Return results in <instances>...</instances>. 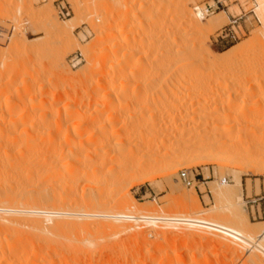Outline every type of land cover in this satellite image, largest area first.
I'll list each match as a JSON object with an SVG mask.
<instances>
[{
	"label": "rangeland",
	"instance_id": "1",
	"mask_svg": "<svg viewBox=\"0 0 264 264\" xmlns=\"http://www.w3.org/2000/svg\"><path fill=\"white\" fill-rule=\"evenodd\" d=\"M55 1L56 0H0V49H2V51H6L7 48L10 46V44L14 41V39L22 40V38H24L25 44L31 46L29 48L30 50L28 49L27 52L28 55L27 54L26 56L25 54H23L24 56L22 54L20 55L22 56V58L23 57L25 59L27 58L26 60L24 59V61L20 56L19 59L18 55L17 56L9 55L10 58L7 55L6 57H8L9 61L7 58H4V61L2 58V60L0 61V92H1L0 93V207L3 208L15 207L16 209H20L21 207L24 208L25 205L27 204L26 202L28 201V199L31 200L33 199L32 197L36 198V196L37 197L40 196L41 204H39V207L38 205H36L38 208H34L32 205L31 207L32 209H37V210L39 209L44 211L60 212V213L64 212L71 214L92 213V214L116 215V214H129L131 213L130 211H132L133 209L135 210L140 208V210L143 211L142 213H144V215L146 214L145 217H147V219L149 220L148 222L132 223L137 225V232L141 235L140 236L141 239L139 238L140 240L132 239L130 235L124 234L118 237L115 236V238L113 237L109 240H106L105 242L101 241V248L103 247L104 250L103 252L101 251V255L103 253V256H100V258L102 259V262L103 259L109 260L111 258L112 260H110L109 263H111V261L113 263L114 262L113 259H115L117 263L124 261L122 263L132 264L134 262L133 261L134 259L136 261L138 257L147 255L148 253L152 254V252L154 251L156 253V254L154 253V255H156L158 261L161 260L160 256L162 257L164 255V254H160V252L166 253V255H164L165 258L166 257L170 258L175 253L179 252L182 249L181 246L183 247L186 244L185 241H187L184 239L185 243L182 242L184 244L180 243L182 240H180L179 243L178 242L176 243L177 241L176 236L179 235L178 233L181 232L183 226L172 223V220L175 219L199 220L200 218L203 217L205 218L208 216L209 220L213 223H217V224L236 223V225H239L241 227L246 226L245 224L247 221L249 223L248 224L249 226L247 225L248 227L247 228L245 227V229H248L249 232H251L254 235H257V233L259 234V232L262 229H264V166H263L264 161L262 162V165L255 164L256 170L254 172L255 168L253 165L250 164H244L241 166H237V165L232 166L228 163V166L226 168L224 167L221 168L217 165V162L220 160L219 159L220 157L216 155L198 156L197 154H192L188 156L189 158L187 157L186 159L178 161L173 165L165 166L163 164L164 162L163 159L168 158L166 156L167 150H165L168 146L166 147L164 146L165 149L163 146H161L163 148H161L160 146L158 147L156 146L157 149L154 150L150 145L148 146L150 140L152 139V134L150 135V132H152L151 124H155L160 121V118L157 117H159L161 113L162 116H164L162 110L160 109L158 111L160 114H158L157 112L158 109L155 110V106L157 105L156 102H158L156 99L158 100L160 99L161 101H163V103L165 102L164 100H162V98L164 97L162 93H164L165 95L164 90H167L166 86L168 85L165 84L164 86L162 85V83L164 80L163 79L164 72L165 71L169 72V66L167 64L168 63L167 60L168 58H170V55H172V53L177 52L180 48L181 49L179 51L182 52V53L180 52L181 55L190 54L192 55V57L191 56L189 57L191 58L194 57L193 58L194 60L192 61L191 59V62L196 61L197 63L198 60L200 62L199 54L203 51L210 50L213 53V55L216 57L219 58L222 56L225 57L224 59H226L228 62L225 61L224 64H226V66L228 65L227 67L230 68V72H228L227 74L218 72L219 75L217 74L216 71H215L216 74L214 72L204 71L206 72V74L208 73L207 75L210 74V76H212L211 74L213 73L214 75L220 76L221 85L219 83H215V84L204 83L202 84L204 86H200V84L196 80H192L193 82L191 81L192 83L188 84V87L190 88L189 91H191L190 92L191 95L189 96L190 99H187V101L190 102V104H188L187 102L186 105L188 104L187 105L188 107L190 105L189 109L191 108L194 110L195 107L196 109L198 108L197 110L195 109L196 111L194 110L193 112H191V114H193L194 117L196 115V117L192 118L193 115H190L192 116L191 117L192 119L191 118L189 119L190 116H188L187 119V123L189 122L188 123L189 126H193L194 128L196 127L195 129H193L195 134L200 133L201 136L199 135L198 137L200 139L203 137L204 143L207 142L214 143L216 139L219 138L217 134L215 136L214 135L215 133L213 132L214 133L213 134L211 132L212 129L210 128L212 126L211 124L212 122L210 123L211 118L209 117L210 116L209 114H211L210 112H212L211 109H213V107L216 104H218V101L220 104L224 103V101L226 102L229 101L228 95H230L232 96V98L230 97L232 99V104L233 101L235 105H237L238 103L240 104L241 103L239 102L240 100H245V102L247 101L246 103L248 106L246 105L243 108V111L244 112L246 111L244 113L245 115L247 114V112L253 114L257 113V115L252 114L251 117H246V116L245 118L241 117L239 118L240 120L239 119H237L238 121L236 120L237 123L235 122L234 118H232L231 121L234 122L231 123L236 124V126L234 127V130H230V131H232L233 133L236 132L237 135L239 134L238 137L240 136L239 131L241 130V128H242L241 130L242 132L241 131L240 132L241 133L245 132V135L243 133V138H241V136L240 139L237 137L240 142L235 141L236 143L237 142L239 143V144L237 143V145L235 146L238 147L240 145L244 147L242 144L246 146L248 143L249 145L254 147L256 143L257 145H259L258 141L260 142L261 140H263L262 136H260L261 138L259 137L260 139L257 138L258 141H256L257 139L253 140L252 138H249L252 137L249 136L252 134L249 133L250 131L248 132L245 131L244 128L256 127L258 129H262L261 128L262 126L260 127L261 124L257 123L259 120H257L256 118L258 117V115L264 117V92H263L264 88L262 89V91H258L259 92V93L257 92L258 94L256 92L255 93L253 92L255 95L257 94L256 96L254 94H253L254 96H250L249 94H245L246 91L241 90L240 93V91L237 89L236 86L237 84L235 83L238 82L239 86H244L245 84L247 85L251 83V81H253V83L255 82L256 84H258V82L261 79L254 76L253 73L255 71H258V69L260 68L262 72V69L264 67V37L261 35L262 25L260 23L259 17L256 16V14L254 13V8H253L254 0H66L71 4L73 13L70 15V17H67L65 19L58 16V9ZM194 7H198L205 12V18L202 21H199L192 17ZM189 10L192 11L190 12ZM190 13H192V15H190ZM69 20H71V22H68ZM128 24L131 25V28L128 26ZM68 25H74V28L72 29L71 34L69 35L70 37H68L63 41H60V37L57 36L56 32L57 30H63L65 27L67 28ZM124 25L125 27L128 26L130 28L129 29L130 31L133 29L132 32L130 31L126 32L125 30L124 33L122 32L124 35L116 33V35L112 36V40H111L112 43H114L113 42L114 40L119 41L121 38H123V36L126 35L125 33L127 34L131 33L130 35L133 34L132 36L134 35L135 36L138 35V36L135 39L132 38L133 40H135L133 42L130 38L131 41H129V43L130 44L132 43L131 45L128 43L126 45H123L124 47L121 46L120 50L118 49V52L116 53L117 57L115 56L116 57L115 60H114L115 57H113L112 59L107 60L106 63H104L101 67H99L100 55H101L100 53L95 52L93 54H90L89 57L88 56L86 57V55H84L83 52L89 49L94 43L98 42L101 36L103 35H104L103 37L107 36L106 33L108 34V31H111L110 30L111 28L114 31L115 29H118V27L120 28ZM142 34L143 36L146 35L145 39L142 38L143 37ZM117 35H120V39L118 38ZM139 36H141L140 37V39L142 38L141 40L139 39ZM158 44L163 45L162 47L165 48L162 49V52L166 53V55L162 58L159 57L161 56L160 55L161 52H159L161 50V49L159 50L161 46H158ZM129 47L130 48L134 47L136 50L137 47H139V51L137 50L138 52H136V50L132 48V50H134L135 52H133V55L132 54L126 55V57H128L129 55L131 57L127 58L126 62L122 63V61H125V58L122 57L123 54L122 52L125 53L132 52V50ZM188 47H190V49ZM129 49L131 51H129ZM191 49H193V51ZM182 50L185 52V54ZM156 51L157 53H155ZM167 54L169 57L165 58ZM139 56L144 57L143 59L141 57L142 61L140 60ZM86 58H89V60ZM119 58L121 59L119 60ZM157 58L159 60L164 59L167 62L166 63L167 66L164 64L167 67L164 68V72H162L163 69H158L161 64V61H158ZM136 59L138 60V62ZM20 60L21 62L23 61V64L27 69L26 74L30 76H32L33 74V76L31 77L33 78L32 79L33 83L32 82L30 83V81L29 83L33 84V87L31 86V88L33 89L31 90L35 91V92L33 91L34 94L36 95L39 94L38 93L39 90H37L39 86L38 84L40 83L42 84L44 82L43 84L47 85L46 86L47 88H45L44 90L45 92L43 93L44 98L46 97V99H48L49 97L52 96H53L52 98H54L55 93H57L58 91L60 92L59 94L62 96L61 98H59L60 97L59 96L58 97L59 99H57V101H55L54 99H53L54 101H52L51 98H49L48 99L49 101L48 100L47 101L50 102V104L47 102L48 105L46 103L44 105L45 107H43L44 109H42L41 108L42 106H40L39 107L40 111L41 109L43 110L42 114H40L41 112L39 111V109L36 112H34V114H36L35 116H37L38 111H39L38 114L43 115L42 119L39 116H37L39 117V119H37V117L35 116L33 117L34 114L31 116V118H29V119L35 118V121L33 122L36 123V126L29 119L28 121H30L32 124H30V122H28L29 123L28 124L27 121L15 123V124L14 122L8 121V119L14 115V114L12 115L10 112L13 109L14 110L12 113H16L18 110L20 111V109L23 108V104H24L23 103L24 101H22L23 100L22 97L25 95V93L23 92L24 88L23 89L21 88L22 85L24 84V83L22 84L21 82L22 78L19 77L20 79L19 81L17 77L16 78L17 83L15 81V78H13L15 82L10 78V72L13 71V69L15 70V67L19 63H21ZM57 61L59 62L62 61L70 70V72L72 73L70 74V76L72 75L71 82L73 83L68 84L67 82L68 80L66 81L67 77L65 78L64 76L58 74L56 67ZM112 63L113 65L114 64L117 65L116 67L114 65L115 69L111 67L112 65L110 66V64ZM137 63L140 66V67L138 66L140 69L137 68L136 65ZM151 66L153 67L155 66V67L153 68ZM155 69H158L157 73H153L156 71ZM36 71H40V73L38 72L37 75ZM158 71H160L159 74L162 72L159 75L160 77H157ZM247 72L250 73V75ZM77 73L79 75L80 74L81 75L84 74V75L82 77L79 76ZM154 74L155 75L157 74L155 78H154L155 76ZM165 74H164L165 77H167L168 73ZM76 76L77 77L79 76L80 80ZM99 77H101L102 79ZM253 77H256L257 79L254 80ZM105 78L107 79L109 78L108 80L111 81V84L106 85L107 88L103 85L104 83H102L106 81ZM144 78L146 79L148 78V79L146 80ZM100 80L103 81L99 82ZM12 83L14 84V86ZM215 85L217 86L216 88ZM160 86H162V88ZM155 87L156 89H154ZM159 87L160 90L164 88L162 93L157 92V90L159 91V89H157ZM211 87L215 88V93L213 92L214 89ZM99 89H101V91ZM89 91L90 92L93 91L91 92L92 96L94 95L93 97H95V95L97 97L102 94H107V92L110 94L112 93L113 95H115L114 98L112 99L113 100L112 103L115 101L116 104L118 103L117 105L121 104L119 103V100L121 99L120 101L122 102L121 106L124 107L125 112H127L125 113L123 110L122 117H125V120L128 119L125 122L126 123L128 122L127 123L128 126H131L129 127L130 131L123 133L124 136L119 135L115 138L111 137L110 139H107L103 135V133L100 130H98L99 121L103 120V118H105V116L108 113L112 112L114 109L113 108L114 106H112L111 103L112 108L111 106H107L105 110L103 109V111H101L103 113L100 116L102 119L99 118V121L96 120V123H94L93 121L89 125L88 131L86 132L87 134L86 133L81 134L76 138L77 140L76 139H74V141L70 140V143L68 142L67 145L66 135L72 133L70 132L72 131L71 126H73L75 121L84 118V116H82L83 114L86 116V113H90L93 110H95L94 107L100 108V106L102 105L101 101L98 100L100 102L99 103L97 102V100L93 101L92 99V100H88L90 101V103L84 102L83 104L81 102L82 103L81 108L83 110L85 109L84 110L85 112L81 110V108L79 107L80 106L79 100L85 101L86 99L84 98L87 97H83V96L90 95ZM154 92H157V94H159L160 96ZM216 92L217 95L219 94L218 96L221 99L219 98L215 99L213 97V93L216 94ZM51 93H54V95H52ZM19 94H23V95L20 96ZM17 96H19L21 100L18 101ZM116 96L118 97V100ZM80 97H83V99ZM225 97H227V99ZM7 98L9 99L13 98L12 102H10L11 99L8 100ZM6 99L8 101H6ZM25 99L26 98L24 97V100ZM70 99H74V101L71 102V104L72 103L74 104L70 105L71 107L69 106L70 110L68 109L70 113L72 112L73 114L74 110L76 112L77 108L79 107V109L81 110L80 111L81 115L79 113L78 115L76 114L77 116L73 114L72 116H69L71 118H67L68 120H65V122L63 117H61L63 121L62 122L60 121L61 120L59 118L60 116L59 117L57 116L58 115L57 111H59V115H61L62 113L61 116H65L62 110L65 111L64 106L65 104L70 103L69 101H72ZM116 100L118 102H116ZM125 100L128 103H126ZM249 102L254 103V106H252V104H250ZM115 103L114 105H116ZM7 104L13 107L12 110L10 109L11 110L9 112L10 114H7L8 113L7 111L9 109L6 110L5 112V108H6L5 106H8ZM75 105H77L78 107L75 108L76 107ZM108 105H110V103H108ZM221 105H225V104H221ZM50 106H52V109L50 108ZM237 107L240 108L242 107V105L241 104L240 106L237 105ZM43 113H45L46 115ZM124 113L126 116H124ZM128 114L131 119L130 121ZM261 116H259V118ZM224 121H226V119L222 118L220 122H218L219 125H221V123H223ZM129 122L131 125L129 124ZM238 124L241 128L237 126ZM30 125L32 126L34 125L33 126L34 128L32 127L33 128L32 129L31 127H29ZM132 125L133 126L135 125V127H133ZM258 125L260 128L258 127ZM28 127L29 129L31 128L28 131L30 133L23 132V129L25 128L28 129ZM196 129H198L197 132ZM53 130H55V132ZM190 130L191 132H193L192 129ZM89 131L91 132L89 133ZM236 133L235 136L233 134L234 137L237 136ZM101 134L102 136H100ZM220 135L222 136V134ZM12 137L13 138L16 137V138L13 139ZM63 138L64 140H66V142L62 141ZM91 138L92 141L89 142L88 140H91ZM223 138L224 136L221 138L222 141ZM226 138L227 137H225L224 140ZM237 138L236 139L234 138L232 140L233 142L232 141L231 142L234 143V140H237ZM80 139L82 141H79ZM247 139L250 141V143L247 142L248 141ZM33 140H34V144H32ZM118 140L124 141L123 143L124 145L117 144V142H119ZM244 141L247 143H244ZM253 141H255L256 143H252ZM35 142H37L38 145ZM261 142L264 144V140ZM28 144L31 145L29 146ZM78 144L80 145L81 148L79 147ZM62 145L65 147H63ZM235 146L233 145V147ZM72 147L73 148L75 147L74 153L71 152L69 153L68 150L69 149L73 150ZM177 148L178 147L174 146L171 149L177 150ZM121 149H125V150L131 149L134 150V153H136L135 150L137 152L139 151V154L137 155H147L146 156L147 158L151 157L154 159L156 157L155 159H158L160 157V159L163 160V162L161 160H157V161L159 163L161 162L160 164H163V166L157 164V166L160 165L158 167L161 168H157L156 166L154 170L147 169V171L143 170L137 172V171H133L134 166H136L139 162L141 163V161L133 160L131 163L126 164L127 167H129L128 169L132 168L130 169L131 171H126L128 170L125 168L126 165H123L120 160L113 158L115 154L119 155ZM147 149H149V151ZM167 149L169 150V147ZM254 149H250L249 151L250 152L251 150L254 151ZM262 149L264 150V148ZM79 150L81 151V153ZM30 152H32V154ZM263 152L264 151H262V153ZM259 153L261 156L262 154L260 151ZM26 155L28 157H25ZM162 155L163 156L165 155L164 156L165 158L163 157L162 159ZM31 156H33V160L35 161L38 160V162L37 161L35 162L36 163L35 165H32L33 167H35V169L31 166L32 167L31 172H33L32 174H34V172L36 174L38 171V173L40 172L39 175L40 176L43 175L42 177H44L42 178L39 177L38 174L36 175L34 174L33 180L35 184L33 183V181H31V184L33 185L29 184L30 183L29 179H31L32 177L28 178L29 182H27L26 180V175H27L26 172L28 173V175L31 173L29 172L30 170L27 167L29 165H25L29 161L27 162L25 160H27L28 158V160L31 161L32 158L29 159V157ZM87 156L88 159L90 157L89 160L86 158ZM96 157L99 160L106 159L105 161L106 163L104 165L97 163L99 162V160H96L97 159ZM147 158H145V160ZM150 159L147 161H150ZM261 159L264 160V156L263 157L261 156ZM33 162H31V164ZM75 163L79 165V166L77 165L78 168ZM90 163H93L94 164L93 166H95L96 164L97 167L95 166V168H97V171L100 169V172L99 171L97 172L98 175L96 173L95 176L92 175L89 176L90 179L87 177L88 175L86 176L84 175L87 178V180L84 177H82L81 180V175H82L81 169L86 168V166L87 165L89 166ZM254 163H256V161ZM69 164L72 165V166L70 165V167L72 168H69V166L67 168V165ZM42 166L44 169H42ZM249 166H252L251 170H250L251 167ZM258 166L263 167L262 168L263 171L262 169L261 172L257 171L260 168ZM65 169H67V172L65 171ZM174 170L176 171V175L170 179H167L166 174ZM181 171L187 172L189 177L192 179L191 186H186L185 183L181 180L179 176V173ZM36 176L38 178H41L40 182L42 180L43 182L40 183L39 179L38 180L35 179ZM236 178H240L241 180L242 185L240 188H237L234 184V180ZM35 180L37 181L35 182ZM222 182L226 183L225 185V188H227L226 191L220 189V192L216 191L215 193H212L213 188L215 189V187L220 185ZM28 184H29L28 187L33 186L31 187V189H33V191L36 190L37 193L32 192V194L30 193L28 194L30 190V188L27 187ZM191 192H193V194ZM193 197H196L194 199L196 201L192 200ZM238 200H241L240 202L242 204L235 206V208L234 209L232 208V210L224 209V206L228 201L237 202ZM194 202L197 203L194 204ZM28 204H30L29 201ZM193 205H196L195 208L196 207L199 208L197 210H193L194 209V208L192 209ZM30 206L28 205L24 209L27 208L30 209ZM126 207L128 208V210ZM150 210H152V212ZM194 212L200 214H193ZM74 219L76 218H73V220ZM87 220L90 221L91 223L92 222L102 223L106 221L105 219L102 218L101 219L88 218ZM69 230L70 231L64 229L63 231L61 230L59 231L60 233L59 232L58 233L64 235L63 240L65 241H67V237L69 238L75 237L72 238L75 242H77L74 245L79 247L80 246L84 247L87 244L88 240L90 241L95 236L103 235V233L96 232L95 230L91 232L82 231V230L80 231L71 230V229ZM161 232L163 233V235L166 233L164 237H162L164 239L167 237L165 239L166 241H163V239L160 238L161 236H163L160 234ZM61 237L62 236H60V238ZM179 239L182 238L180 237L178 238V240ZM134 241H136V243ZM146 242L147 244L151 243L154 247L153 249L154 251L151 250L152 251L151 253L145 251V249L143 250V247H140L141 250H143V252H141V250L138 249V246H144L143 244H146ZM208 242H204V244L201 243L202 244L201 245L200 242H197V239L195 237L191 238L190 241H188V244H194L191 247L194 251L201 250L199 252L200 256H198L196 261L202 260V258H204L207 255L211 256L213 252L217 250L215 254L212 255L214 258V259L212 258V261L215 260V258H217L218 256L219 258L217 259H221L222 257L223 260V262H221L220 264H230V263L232 264L231 257H233V253H231V251L229 252L227 250H224L223 247L217 245L215 242H212L213 244L211 242L209 243ZM218 246L222 249H220ZM89 247L90 246H86L85 248H89ZM134 248H137L138 253L135 252L137 250H135ZM159 249H161L162 251ZM211 249H213V251ZM217 252L220 253L218 254ZM139 253L140 255H138ZM250 253L257 254V252L248 251L247 249L242 248L240 253L241 259H246L247 257H249V255H251ZM81 254L82 253L78 251L77 256L79 263H81L79 259V257L81 258ZM259 255L261 256V254ZM77 256H75V258H77ZM131 256L132 257L137 256V258L134 257L132 259ZM262 256L261 257L264 258L263 253ZM149 257H154V256H149ZM228 259H230V262L228 261ZM99 260L98 263H101L99 262ZM157 260L155 262H157ZM187 260L189 261V259L186 258L185 261L179 264H191L189 263L190 261L188 262ZM196 261L194 262L195 264L198 263V261L197 262ZM215 261L219 263L218 260ZM116 262L114 263L116 264ZM216 262L214 264H216Z\"/></svg>",
	"mask_w": 264,
	"mask_h": 264
},
{
	"label": "bare ground",
	"instance_id": "2",
	"mask_svg": "<svg viewBox=\"0 0 264 264\" xmlns=\"http://www.w3.org/2000/svg\"><path fill=\"white\" fill-rule=\"evenodd\" d=\"M253 8H254V13L256 14V16H258L259 17V20H260V23H261V25H262V30H261V35L264 37V0H254V6H253ZM190 12L192 11V10H189ZM190 15H192V13H190ZM192 17L194 18V19H197V20H199V21H202L204 18H205V12L202 10V9H200V8H198V7H194L193 8V15H192ZM68 22H71V20H69ZM128 26L131 28V25H129L128 24ZM128 26H126L125 27V25L124 26H122V27H118V29H115L114 31L112 30V28L110 29L111 31H108V34L106 33V35L107 36H105V37H103V36H101L100 37V39H99V41L98 42H96V43H94L89 49H87V50H85L83 53H84V55H86V57L88 56H90V54H93V53H100L101 55H100V62H99V67H101L104 63H106V61L107 60H110V59H112L113 57H117V52H118V49L120 50L121 48V46L122 47H124L123 45H126V44H128L129 43V41H131L132 40V42L133 41H135V40H133L132 38H137V36H132V35H130L131 33H125L126 35L125 36H123V38H121L120 39V35H117L118 36V38L120 39L119 41L118 40H114L113 42L114 43H112L111 42V40H112V36L113 35H116V33H118V34H123L124 33V31L126 30V32H129L130 30V28L128 27ZM66 28V27H65ZM63 29V30H57V36L58 37H60V41H63V40H65V39H67L68 37H70L69 35L71 34V31H72V29L74 28V25H68L67 26V28L66 29ZM126 28H128V29H126ZM133 28V27H132ZM114 29V28H113ZM133 30V29H132ZM132 30L130 31V32H132ZM105 32V31H104ZM123 32V33H122ZM157 33V32H156ZM103 34V33H102ZM105 34V33H104ZM124 35V34H123ZM141 35V34H140ZM142 36H143V34H142ZM146 36V35H145ZM145 36H143L142 38L143 39H145L146 37ZM160 36V35H159ZM140 37L141 36H139V39H140ZM111 38V39H110ZM115 38H117V37H115ZM130 38H131V40H130ZM141 38V39H142ZM160 38V37H159ZM140 39V40H141ZM165 40V39H164ZM172 40H175V39H172ZM171 40V41H172ZM138 41V40H137ZM166 41V40H165ZM158 43V42H157ZM130 44V43H129ZM132 44V43H131ZM130 44V45H131ZM160 44V43H159ZM158 44V46H161L160 48H159V52H161L160 53V55L161 56H159V57H164L165 55H166V53H164V52H162V49L164 48V47H162L163 45H159ZM167 44V43H166ZM169 44V43H168ZM36 46V45H35ZM135 46H137V45H135ZM134 46V47H135ZM153 46V45H152ZM155 46V45H154ZM157 46V47H158ZM169 46V45H168ZM31 46H29V45H27V44H25V40H24V38H22V40H15L14 39V41L10 44V46L7 48V50L6 51H2V49H0V61L2 60V58H3V61H4V58H7L8 59V57H9V55L10 56H17L18 55V57L22 54H25V56H26V54H27V52H28V49L30 48ZM134 47H132V48H134ZM140 47V46H139ZM139 47H137V50L139 51ZM142 47V46H141ZM33 48V47H32ZM128 48V47H127ZM130 48V47H129ZM132 48H130L131 50H132ZM167 48V47H166ZM171 48V47H170ZM175 48V47H174ZM183 48V47H182ZM185 48V47H184ZM189 49H190V47H188ZM187 48V49H188ZM195 48V47H194ZM198 48V47H197ZM124 49V48H123ZM129 49V51H131ZM135 49V48H134ZM156 49V48H155ZM165 49V48H164ZM181 49V48H180ZM179 49V50H180ZM5 50V49H4ZM30 50V49H29ZM136 50V49H135ZM136 50V52H138ZM142 50V49H141ZM152 50V49H151ZM157 50V49H156ZM177 51V52H175V53H172V55H170V58H168V60H167V62L163 59H158V61H161V64H160V66H159V68L158 69H163V71L162 70H160V71H162V72H164V68H167L166 66H167V64H168V66H169V72L168 71H165L164 72V74L165 73H168V76L167 77H165V75L163 74V83H162V85H164L165 86V84H167L168 86H166V89L167 90H164L165 91V95H164V93H162V91H163V89L162 90H160V87L162 88V86H160L159 88H157V89H159V91L157 90V92H159V93H162V95L165 97H163L162 98V100H164L165 102L163 103V101H161L160 99V101L158 100V99H156L158 102H156V106H155V110L156 109H158L157 110V112L159 111V109L160 110H162V112H163V115L164 116H162V113H161V115L159 116V117H157V118H160V121L159 122H157V123H155V124H151L152 125V128H151V131L152 132H150V135L152 134V139L150 140V139H148V140H150V142H149V144H148V146L150 145L152 148H153V150L154 149H157V147L158 146H168L169 147V150L166 148L165 149V147H164V149L165 150H167V152H166V156L169 158H165L163 155H162V159H163V157L166 159H163L164 160V162H163V160H161L160 159V157L158 158V159H153V158H151V157H146L147 155H137V154H139V151L137 152L136 150H135V152L136 153H134V150H131V149H121V151L119 152V155H116L115 154V156L113 157L114 159H118V160H120L121 161V163L123 164V165H126V164H128V163H131L133 160H136V161H141V163L139 162L136 166H134V169H133V171H137V172H140V171H143V170H146L147 171V169L148 170H154L155 168H156V166H157V164H160L157 160H161L162 162H163V164L165 165V166H169V165H173V164H175V163H177L178 161H181V160H183V159H186L188 156H190V155H192V154H197L198 156L199 155H216V156H218V157H220L219 159V161L217 162V165L219 166V167H221V168H226L227 166H228V163L230 164V165H232V166H234V165H237V166H241V165H244V164H250V165H253L254 166V168H255V164H257V165H262V162L264 161L263 159H261V156L263 157L264 155H263V153H262V151H264L262 148H264V144L261 142V141H263L264 140V125H262V124H264V117L263 116H261V115H258V117L256 118L257 120H259L257 123L259 124H261L260 125V127L262 128V129H258V128H251V127H245L244 128V130L245 131H250L249 133H251L252 135H249V136H252V137H249V138H252L253 140L255 139H260L261 137L260 136H262V139L263 140H261L260 142H261V144H260V142L258 141V139L256 140V141H258V144L259 145H257V143L255 142V141H253L252 143H256V147H255V149H254V147L253 146H251V145H249L247 142H249L250 143V141L248 140L247 142H245L244 141V143H247V145L245 146L244 144H242L244 147H242V146H238V147H236L235 145H237V143L235 142V141H239V139H240V136H241V138H243V133H244V135H245V132H243V133H241L242 131V128L239 126V124L237 125V126H239V128H241V132L239 131V133H240V136L238 137V135H237V133H236V137H234L235 136V133H233L232 131H230V130H234V127L236 126V124H232L234 121H231L232 120V118H234V120H235V122H236V120L237 119H239V118H245V116L246 117H251L252 116V114L253 113H248L247 112V114L245 115L244 113L246 112H244L243 111V108L247 105V101L245 102V100H240L239 102H241L240 104L242 105V107H240V108H238L237 107V105L238 106H240V104L238 103H236L237 105H235L234 104V101H233V104H232V96H230V95H228L229 97H228V100L229 101H224V103H221V104H225V105H221L220 103H219V101H218V104H216L215 106H214V104H213V109H211V111L212 112H210L211 114H209L210 116V123L212 124V126H211V128L210 129H212V133L216 136V134H217V136H219V138H217L216 139V141L214 142V143H210V142H207V143H204L203 142V137L200 139L198 136L200 135V133L198 134V133H196L195 134V132H194V130L193 129H195L193 126H189V122L187 123V119H188V116H190V115H193V114H191V112H193L195 109H196V107L194 108V110L193 109H189V107H190V105H189V107L187 106L188 104H190V102H188L187 101V99H190V95H191V91H189V87H188V84L190 83H192L193 81L192 80H196L199 84H200V86H204V85H202V84H209V83H213V84H215V83H221V78H220V76H217V75H214V73L216 74V72H217V74H218V72H221V73H228V72H230V68L229 67H227L226 66V64H224V62L225 61H227L226 59H224L225 57H216V56H214L213 55V53L210 51V50H206V51H203V52H201L200 54H199V56H200V62H199V60H198V63L196 62V61H194V62H191V59H192V61L194 60L193 58H191L192 57V55H186L185 54V52H184V54L185 55H181V51ZM192 51H193V49H191ZM125 51H127V50H125ZM146 51H147V49H146ZM148 51H149V49H148ZM164 51V50H163ZM189 51V50H188ZM199 51H201V50H199ZM133 52H135L134 50H132V52H122L123 54H122V57L123 58H125V61H122V63L123 62H126V60H127V58H129V57H131L130 55L128 56V57H126V55H128V54H132L133 55ZM145 52V51H144ZM153 52V51H152ZM181 52V53H180ZM30 53V52H29ZM146 53H148V52H146ZM155 53H157V51L155 52ZM170 53V54H171ZM187 53V52H186ZM135 54V53H134ZM8 55V57H6ZM28 55V54H27ZM197 55H198V53H197ZM24 56V55H23ZM143 56V55H142ZM141 56V57H142ZM189 56H191V57H189ZM21 58H22V56H20ZM20 57H19V59H20ZM116 57L114 58V60L116 59ZM141 57L139 56V58H140V60H141ZM155 57H156V54H155ZM167 57H169L168 56V54H167V56L165 57V58H167ZM196 57V56H195ZM198 57V56H197ZM10 58V57H9ZM15 58V57H14ZM17 58V57H16ZM139 58H138V60H139ZM144 57H142V59H143ZM24 57L22 58V60L24 61ZM27 59V58H26ZM25 59V60H26ZM86 59H88L89 60V58H86ZM121 58H119V60H120ZM133 59V58H132ZM145 59H147V58H145ZM156 59V58H155ZM15 60V59H14ZM87 60V61H88ZM134 60V59H133ZM137 60V59H136ZM138 60H137V62H138ZM196 60V59H195ZM2 61V62H3ZM8 61H9V59H8ZM23 61L21 62V60H20V62L21 63H17L18 65L15 67V70L13 69V71H11L10 72V78L13 80V78H15V81H16V83H17V80H16V78L18 77V79H19V77L20 78H22V80H21V82H22V89L24 90H22L24 93H25V95L22 97V101H24L23 103V108H21L20 109V111L18 110L16 113H12L13 112V107L11 106V105H9V104H7L8 106H5L6 108H5V112H6V110H8L7 112V114H14L12 117H10L9 119H8V121H10V122H14V124L15 123H19V122H25V121H27V123L28 122H30V121H32V123L36 126V123H34L33 121H35V118H32V119H29V118H31V116L34 114V112H36L38 109H39V107L40 106H42L41 108L42 109H44L43 107H45L44 105L49 101L48 99L49 98H51V100L52 101H57V99H59V98H61L62 96L59 94L60 92L58 91H55V92H57V93H55V95H54V93H51L52 95H54V98H52V97H49L48 99H46V97L44 98L43 97V93L45 92L44 90H45V88H47L46 86V84H38L39 86H38V89L37 90H39L38 91V93L39 94H34V92L31 90V89H33V88H31V86L33 87V84H30L31 82L33 83V81H32V79L33 78H31L32 76H33V74H32V76H30V75H27L26 74V67L24 66V64H23ZM130 61V60H129ZM142 61V60H141ZM141 61H140V63H141ZM121 62V61H120ZM228 62V61H227ZM114 63V62H113ZM113 63L112 64H110V66L111 67H113L114 69H115V67L117 66L116 64H114L115 65V67H114V65H113ZM121 63V64H122ZM158 63V62H157ZM167 63V64H166ZM57 72H58V74H60V75H62V76H64L65 78L67 77V79H66V81L68 82V84H70V83H73V82H71L72 81V75L70 76V74H72L71 72H70V70L67 68V66L61 61V62H59V61H57ZM120 64V65H121ZM159 64V63H158ZM166 66H165V65ZM8 65V64H7ZM137 65V68L138 69H140L139 67V65H138V63L136 64ZM15 66V65H14ZM139 66V67H138ZM13 67V66H12ZM110 67V68H111ZM146 67V66H145ZM151 67H153V66H151ZM155 67V66H154ZM153 67V68H154ZM44 68V67H43ZM113 68H112V70H113ZM8 69V68H7ZM34 69H35V67H34ZM87 69H89V68H87ZM151 69V68H150ZM158 69H155L154 71L155 72H153V73H157V70ZM4 70V69H3ZM39 70V69H38ZM136 70V69H135ZM141 70H143V69H141ZM257 70V69H256ZM42 71V70H41ZM151 71V70H150ZM160 71H158V76H157V74L154 76V78L157 76V77H160L159 75L162 73H160L159 74V72ZM204 71H208V72H214L213 74H211L212 76H210V74L209 75H207L206 74V72H204ZM216 71V72H215ZM259 71V72H258ZM258 71H255L254 73H253V75L254 76H256V77H258V78H260L261 80L258 82V81H256V82H258V84H256L255 82V84L253 83V81H251V83H249V84H245L244 86H239V84H238V82H235L237 85V89L240 91V93H241V90L242 91H246V93L245 94H249L250 96H254L255 94V92L257 93L258 91H262V89L264 88V67H263V69H262V72H261V68L260 69H258ZM5 72V71H4ZM3 72V73H4ZM9 72V71H8ZM37 72V75H38V72L40 73V71H36ZM56 72V73H57ZM135 72V71H134ZM138 72H139V70H138ZM205 74H204V73ZM250 72H252V71H250ZM142 73V72H141ZM248 73V72H247ZM30 74H31V71H30ZM78 74V73H77ZM249 75H250V73H248ZM35 75H36V73H35ZM44 75V74H43ZM52 75V74H51ZM50 75V76H51ZM79 75V74H78ZM83 75L84 74H80L79 76H82L83 77ZM117 75V74H116ZM214 75V76H213ZM219 75V74H218ZM231 75V74H230ZM28 76V77H27ZM79 76L77 77L78 79H79ZM86 76V75H85ZM152 76V75H151ZM240 76V75H239ZM31 79H30V78ZM82 77H80V78H82ZM147 77V76H146ZM153 77V76H152ZM256 77H253V79L254 80H256L257 78ZM48 78V77H47ZM69 78H71V79H69ZM99 78H101V77H99ZM238 78V77H237ZM247 78H249V77H247ZM246 78V79H247ZM251 78V77H250ZM2 79H3V77H2ZM39 79V78H38ZM102 79V78H101ZM106 79V81H109V82H106V81H104V82H102L103 80H104V78H103V80H100L99 82H102V83H104L103 85L106 87V85L107 84H111V81L110 80H108L107 78H105ZM116 79V78H115ZM144 79H146V78H144ZM148 79V78H147ZM146 79V80H147ZM244 79V78H243ZM252 79V80H253ZM70 80V81H69ZM73 80H74V78H73ZM77 80V79H76ZM80 80V79H79ZM99 80V79H98ZM160 80V79H159ZM225 80V79H224ZM238 80V79H237ZM7 81H9V80H7ZM14 81V80H13ZM12 81V82H13ZM14 81V82H15ZM19 81H20V79H19ZM29 81H30V83H29ZM44 81V80H43ZM64 81V80H63ZM192 81V82H191ZM195 81V82H196ZM233 81V80H232ZM240 81V80H239ZM77 82H79V81H77ZM106 82V83H105ZM115 82V81H114ZM162 82V81H161ZM229 82V81H228ZM4 83V82H3ZM19 83V82H18ZM39 83V82H38ZM64 83V82H63ZM149 83V82H148ZM13 84V83H12ZM21 84V83H20ZM67 84V83H66ZM156 84H157V82H156ZM113 85H114V83H113ZM153 85H155V84H153ZM161 85V84H160ZM193 85V84H192ZM217 85V84H216ZM215 85V88L217 87ZM221 85V84H220ZM223 85V84H222ZM225 85V84H224ZM229 85V84H228ZM13 86H14V84H13ZM19 86V85H18ZM17 86V87H18ZM35 86V85H34ZM69 86V85H68ZM71 86V85H70ZM98 86V85H97ZM207 86V85H206ZM214 86V85H213ZM233 86V85H232ZM51 87H53V86H51ZM99 87V86H98ZM102 87V86H101ZM100 87V88H101ZM9 88V87H8ZM14 88V87H13ZM66 88V87H65ZM107 88V87H106ZM115 88V87H114ZM121 88V87H120ZM126 88V87H125ZM206 88V87H205ZM211 88H213V87H211ZM215 88H213L214 89V93H215ZM231 88V87H230ZM10 89V88H9ZM109 89V88H108ZM151 89H152V87H151ZM154 89H156V87L154 88ZM235 89V88H234ZM20 90V89H19ZM55 90V89H54ZM100 91H101V89H99ZM114 90V89H113ZM121 90V89H120ZM123 90H126V89H123ZM205 90V89H204ZM231 90V89H230ZM5 91H8V90H5ZM21 91V92H22ZM74 91V90H73ZM85 91V90H84ZM96 91V90H95ZM119 91V90H118ZM161 91V92H160ZM167 91V92H166ZM51 92V91H50ZM65 92V91H64ZM90 92V91H89ZM91 92H93V91H91ZM91 92H90V95H82L83 97H87V98H84V99H86L85 101L83 100V101H80L79 100V104H80V108H81V104L83 103L84 104V102L85 103H87V102H89L90 103V101H88V100H92L93 99V101H96L97 100V102H99V101H101V106H100V108H97V107H94L95 108V110H91L92 112H90V113H86V116L83 114L85 111V109L83 110L82 108H81V110H83L84 112L82 113L83 115L82 116H84V118H82V119H78L77 121H75V123L73 124V126H71V125H69V126H71L72 127V131H70V132H72L71 134H67L66 135V138H67V145H68V142L70 143V140H72V141H74V139H76L78 136H80L81 134H83V133H86L87 131H88V127H89V125L94 121V123H96V120H98L99 121V118L100 119H102L100 116H101V114H103L101 111H103V109L105 110L106 109V107L107 106H111V103H112V99L114 98V96L115 95H113L112 93L110 94V93H108L107 92V94H102V95H100V96H97L96 97V95H95V97H93L92 96V94H91ZM157 92H154V93H156L157 94ZM194 92V91H193ZM217 92H218V90H217ZM217 92H216V94H214L213 93V97L216 99V98H219V99H221L218 95H217ZM248 92V93H247ZM250 92V93H249ZM254 92V93H253ZM264 92V91H263ZM1 93V92H0ZM16 93V92H15ZM37 93V92H36ZM75 93V92H74ZM97 93V92H96ZM117 93V92H116ZM119 93V92H118ZM220 93V92H219ZM223 93V92H222ZM239 93V94H240ZM259 93V92H258ZM257 93V94H258ZM261 93V92H260ZM10 94V93H9ZM85 94H87V93H85ZM89 94V93H88ZM153 94V93H152ZM155 94V95H156ZM252 94V95H251ZM254 94V95H253ZM256 94V95H257ZM8 95V94H7ZM11 95V94H10ZM20 96L21 95H23V94H19ZM66 95V94H65ZM157 95H159V94H157ZM156 95V96H157ZM255 95V96H256ZM3 96V95H2ZM60 96V97H59ZM67 96H68V94H67ZM67 96H66V98H67ZM160 96V95H159ZM198 96V95H197ZM212 96V95H211ZM221 96V95H220ZM24 97L26 98L25 100H24ZM59 97V98H58ZM83 97H80V98H82L83 99ZM117 97V96H116ZM167 97V98H166ZM189 97V98H188ZM192 97V96H191ZM195 97V96H194ZM212 97V98H213ZM231 97V98H230ZM2 98V97H1ZM16 98V97H15ZM70 98V97H69ZM75 98V97H74ZM78 98V97H77ZM130 98V97H129ZM155 98H157V97H155ZM224 98V97H223ZM226 99H227V97H225ZM252 98V97H251ZM250 98V99H251ZM8 100H10L9 98H7ZM6 99V101H8ZM13 99V98H12ZM12 99H11V101L10 102H12ZM17 99H18V101L19 100H21L20 98H19V96H17ZM16 99V100H17ZM54 99V100H53ZM131 99V98H130ZM167 99H169V100H167ZM254 99V98H253ZM48 100V101H47ZM50 100V101H51ZM70 100H72V101H69L70 103H67V104H65V106H64V108H65V111L64 110H62L63 111V114L65 115V116H61L62 115V113H61V115H59V111H57L58 113V117L61 119V117H63V119H64V122H65V120H68L67 118H71V117H69V116H72L73 114L75 115V116H77L78 115V113L81 115V113H80V109H79V107L77 106V105H75L76 107L75 108H77V111L75 112V110H74V113L72 114V112L70 113V109H69V106L70 105H73L74 103H72L71 104V102H73L74 101V99H70ZM99 100V101H98ZM117 100H118V97H117ZM116 100V102H118ZM122 100H123V97H122ZM127 100V99H126ZM125 100V101H126ZM153 100V99H152ZM151 100V101H152ZM212 100V99H211ZM64 101V100H63ZM121 101V99L119 100V103H121V104H119V105H117L116 103H115V101L112 103V106H114L113 108V111L112 112H110V113H108L106 116H105V118H103V120H100L99 121V126H98V130H100L102 133H103V135L107 138V139H110L111 137L113 138H115V137H117V136H119V135H121V136H124V134L123 133H125V132H129L130 130H129V127H131V126H128L127 125V123L125 122V121H127L128 119H126L125 120V117H122L123 116V110H124V112H125V109H124V107H122L121 105H122V102H120ZM154 101V100H153ZM189 101H191V100H189ZM14 102V101H13ZM16 102V101H15ZM60 102V101H59ZM58 102V103H59ZM82 102V103H81ZM97 102H95V103H97ZM131 102V101H130ZM188 102V104L186 105V103ZM221 102V101H220ZM226 102V103H225ZM8 103V102H7ZM49 104H50V102H48ZM48 103H47V105H48ZM54 103V102H53ZM100 103V102H99ZM108 103H110V105H108ZM114 103L116 104V105H114ZM126 103H128L127 101H126ZM149 103V102H148ZM147 103V104H148ZM166 103V104H165ZM250 103V102H249ZM248 103V104H249ZM258 103V102H257ZM256 103V104H257ZM55 104H56V102H55ZM130 104V103H129ZM165 104V105H164ZM220 104V105H219ZM250 104H252V106H254V103H250ZM13 105V104H12ZM21 105V104H20ZM56 106H58V105H56ZM87 106V105H86ZM98 106V107H99ZM112 106H111V108H112ZM127 106V105H126ZM125 106V107H126ZM130 106V105H129ZM248 106V105H247ZM2 107V106H1ZM71 107V106H70ZM143 107V106H142ZM50 108L52 109V106H50ZM63 108V109H64ZM87 108V107H86ZM193 108V107H192ZM247 108V107H246ZM257 108H259V107H257ZM256 108V109H257ZM12 111H11V110ZM41 109V111H40V109H39V111L41 112L40 114H42V110ZM50 109V110H51ZM69 109V110H68ZM154 109V108H153ZM198 109V108H197ZM196 109V110H197ZM2 110V109H1ZM16 110V109H15ZM58 110V109H57ZM107 110H109V109H107ZM129 110V109H128ZM127 110V111H128ZM195 110V111H196ZM11 111V112H10ZM39 111L37 112V116H39V117H41V119L43 118L42 116L43 115H40V114H38L39 113ZM49 111V110H48ZM61 111V112H62ZM88 111V110H87ZM140 111V110H139ZM210 111V110H209ZM259 111V110H258ZM10 112V113H9ZM53 112V111H52ZM138 112V111H137ZM2 113V112H1ZM4 113V112H3ZM48 113V112H47ZM125 113H127V112H125ZM125 113H124V116H126L125 115ZM129 113V112H128ZM133 113V112H132ZM153 113V112H152ZM156 113V112H155ZM154 113V114H155ZM43 114H45V113H43ZM77 114V115H76ZM88 114V115H87ZM140 114V113H139ZM142 114V113H141ZM158 114H160L159 112H158ZM2 115H4V114H2ZM36 114H34L33 115V117L35 116ZM46 115V114H45ZM134 115V114H133ZM132 115V116H133ZM253 115H257V113H255V114H253ZM11 116V115H10ZM37 116H35V117H37ZM51 116V115H50ZM53 116V115H52ZM56 116V115H55ZM128 116H129V114H128ZM131 116V117H132ZM148 116V115H147ZM204 116H206V115H204ZM259 116H261L260 118H259ZM6 117V116H5ZM39 117H37V119H39ZM48 117V116H47ZM64 117H66V118H64ZM74 117V116H73ZM192 116H190L189 117V119L191 118ZM195 117H196V115H195ZM194 117V115H193V117L192 118H195ZM122 118H124V119H122ZM127 118V117H126ZM137 118V117H136ZM191 118V119H192ZM222 118H224V119H226V121H224L223 123H221V125H219V123L218 122H220V120L222 119ZM28 119L30 120V121H28ZM36 119V120H37ZM59 119V120H60ZM165 119V120H164ZM229 119H230V122H229ZM131 119H130V116H129V121H130ZM158 120V119H157ZM240 120V119H239ZM244 120V119H243ZM60 121H62V119L60 120ZM150 121V120H149ZM238 121V120H237ZM38 122H40V121H38ZM37 122V123H38ZM63 122V121H62ZM232 122V123H231ZM246 122V121H245ZM31 122H30V124H32ZM45 123V122H44ZM139 123V122H138ZM217 123H218V125H217ZM237 123V122H236ZM12 124V123H11ZM29 124V123H28ZM39 124V123H38ZM54 124V123H53ZM129 124H130V122H129ZM135 124V123H134ZM33 125V126H34ZM61 125V124H60ZM131 125V124H130ZM149 125V124H148ZM154 125V126H153ZM32 125H30L29 127H33ZM133 126V125H132ZM139 126V125H138ZM141 126V125H140ZM29 127H28V129L27 128H25V129H23V132H28L30 129H29ZM47 127V126H46ZM52 127V126H51ZM133 127H135V125L133 126ZM258 127H259V125H258ZM259 127V128H260ZM24 128V127H23ZM34 128V127H33ZM32 128V129H33ZM70 128V127H69ZM138 128V127H137ZM220 128V129H219ZM40 129V128H39ZM49 129V128H48ZM90 129V128H89ZM93 129H94V127H93ZM96 129V128H95ZM132 129V128H131ZM133 129H135V128H133ZM139 129V128H138ZM141 129V128H140ZM149 129V128H148ZM190 129H192V131L194 132H191V130ZM236 129V128H235ZM16 130V129H15ZM97 130V129H96ZM96 130H95V132H96ZM97 130V131H98ZM150 130V129H149ZM197 130L198 129H196V132H197ZM202 130V129H201ZM219 130V131H218ZM243 130V131H244ZM34 131V130H33ZM43 131V130H42ZM48 131V130H47ZM54 132H55V130H53ZM66 131V130H65ZM91 131H93V130H91ZM91 131H89V133L91 132ZM203 131H204V129H203ZM224 131V132H223ZM17 132V131H16ZM32 132V131H31ZM36 132V131H35ZM45 132V131H44ZM67 132V131H66ZM95 132H94V134H95ZM100 132V133H101ZM141 132V131H140ZM191 132V133H190ZM202 132V131H201ZM222 132V133H221ZM233 133L234 134V136H233V134H231V133ZM28 133H30V132H28ZM89 133H88V135H89ZM132 133V132H131ZM27 134V133H26ZM44 134V133H43ZM87 134V133H86ZM220 134H222V136L220 135ZM126 135V134H125ZM226 135V136H225ZM13 136V135H12ZM91 136V135H90ZM100 136H102V134L100 135ZM128 136V135H127ZM201 136V135H200ZM205 136V135H204ZM207 136V135H206ZM213 136V135H212ZM224 136V138L225 137H227L225 140H224V138H223V141H222V137ZM8 137V136H7ZM17 137V136H16ZM16 137H14V138H16ZM29 137V136H28ZM36 137V136H35ZM197 137H198V139H197ZM221 137V138H220ZM239 139H238V138ZM260 137V138H259ZM13 138V137H12ZM11 138V139H12ZM13 138V139H14ZM26 138V137H25ZM30 138V137H29ZM28 138V139H29ZM32 138V137H31ZM65 138V137H64ZM64 138L62 139V141H64V142H66V140H64ZM87 138H88V136H87ZM101 138V137H100ZM148 138V137H147ZM151 138V137H150ZM212 138V137H211ZM215 138V137H214ZM236 139L237 138V140H234V143H232L233 141V139ZM10 139V138H9ZM12 139V140H13ZM79 139V138H78ZM208 139V138H207ZM251 139V140H252ZM36 140V139H35ZM77 140V139H76ZM94 140V139H93ZM40 141H41V139H40ZM61 141V140H60ZM61 141V142H62ZM79 141H82L81 139L79 140ZM89 142H91L92 141V138H91V140H88ZM119 141V140H118ZM200 141H201V143H200ZM232 141V142H231ZM12 142H14V141H12ZM32 142V141H31ZM39 142V141H38ZM83 142H85V141H83ZM117 142V141H116ZM147 142V143H148ZM198 142H199V144H198ZM240 142V141H239ZM29 143V142H28ZM35 143H37V142H35ZM75 143V142H74ZM124 143V141H119V142H117V144H119V145H124L123 144ZM236 143V144H235ZM32 144H34V140H33V142H32ZM64 144V143H63ZM84 144V143H83ZM90 144V143H89ZM196 144H198V145H196ZM239 144V143H238ZM29 146L31 145V144H28ZM37 145H38V143H37ZM79 145V144H78ZM233 145L235 146V147H233ZM252 145H254V144H252ZM33 146V145H32ZM31 146V147H32ZM63 146V145H62ZM157 146V147H156ZM178 147L177 148V150H175V149H171L172 147ZM251 146V147H250ZM258 146V147H257ZM60 147V146H59ZM63 147H65V146H63ZM76 147V146H75ZM74 147V148H75ZM79 147H80V145H79ZM163 147H161V148H163ZM253 147V148H252ZM71 148V147H70ZM73 148V147H72ZM74 148H73V150H71V149H69L68 151H69V153L71 152V153H74ZM81 148V147H80ZM148 148H150V147H148ZM254 149V151L253 150H251V152L249 151L250 149ZM260 148V149H259ZM160 149V148H159ZM31 150V149H30ZM29 150V151H30ZM63 150H65V149H63ZM95 150V149H94ZM94 150H93V152H94ZM138 150V149H137ZM148 151H149V149H147ZM28 151V152H29ZM67 151V152H68ZM80 151V150H79ZM84 151V150H83ZM82 151V152H83ZM259 151L261 152V156H260V153H259ZM63 152V151H62ZM66 152V153H67ZM154 152V151H153ZM165 152V151H164ZM31 154H32V152H30ZM34 153V152H33ZM38 153V152H37ZM77 153V152H76ZM80 153H81V151H80ZM29 154V153H28ZM46 154V153H45ZM60 154V153H59ZM79 154V153H78ZM88 154V153H87ZM89 154H90V152H89ZM88 154V155H89ZM69 155V154H68ZM155 155V154H154ZM259 155V156H258ZM34 156V155H33ZM33 156H31V157H29V159H31V161L30 160H28V158H27V160H25V161H29L27 164H25V165H29V166H27L28 167V169L30 170L29 172L31 173V174H29L28 175V173L26 172V180H27V182H29V180H30V185H33V184H31V181H33V183H34V174H35V172H34V174H32L33 172H31L32 171V165H35L36 163V161L38 162V160H33ZM35 156H37V155H35ZM64 156V155H63ZM82 156V155H81ZM80 156V157H81ZM117 156V157H116ZM153 156V155H152ZM25 157H28L27 155L25 156ZM76 157V156H75ZM83 157H84V155H83ZM260 157V158H259ZM87 159H88V156L86 157ZM97 158V157H96ZM104 158V157H103ZM145 158H147L146 160H145ZM151 158V159H150ZM189 158V157H188ZM26 159V158H25ZM35 159V158H34ZM77 159V158H76ZM89 159H90V157H89ZM88 159V160H89ZM150 159V161H147V160H149ZM79 160V159H78ZM93 160V159H92ZM95 160V159H94ZM96 160H99L98 158L96 159ZM95 160V161H96ZM260 160H262V161H260ZM34 161V162H33ZM81 161V160H80ZM106 159H101V160H99V162H97V163H100L101 165H104L106 162ZM166 161V162H165ZM221 161V162H220ZM256 161V163H254ZM31 162H33L32 164H31ZM42 162V161H41ZM93 162V161H92ZM253 164H252V163ZM257 162H259V163H257ZM39 163H40V161H39ZM38 164V163H37ZM76 164V163H75ZM74 164V165H75ZM88 164V163H87ZM86 164V165H87ZM163 164H160L161 166H163ZM70 165L71 164H69V165H67V168H68V166H69V168H72V167H70ZM78 164H76V166H77ZM85 165V164H84ZM94 164L93 163H90L89 164V166L87 165L86 166V168H83V169H81L82 171H81V173H82V175H81V180H82V177H84L86 180H87V178L85 177L86 175H88L87 177L90 179V177L89 176H95L96 175V173L99 171L100 172V169L97 171V168H95V166H96V164H95V166H93ZM160 165H158V166H160ZM32 166V167H31ZM39 166V165H38ZM37 166V167H38ZM72 166V165H71ZM79 166V165H78ZM78 166H77V168H78ZM81 166V165H80ZM99 166V165H98ZM157 166V168H161V167H158ZM264 166V165H263ZM40 167V166H39ZM74 167V166H73ZM82 167H84V166H82ZM97 167V166H96ZM103 167V166H102ZM102 167H99V168H102ZM249 167H251L250 168V170L252 169V166H249ZM258 167H260V166H258ZM34 169H35V167H33ZM124 168V167H123ZM126 169H128L129 167H127V165H126V167H125ZM253 168V169H254ZM263 167H260L259 168V170H257V171H260L261 172V169H262ZM41 169V168H40ZM42 169H44L43 168V166H42ZM75 169H76V167H75ZM74 169V170H75ZM130 169H132V168H130ZM130 169H128V170H126V171H131ZM258 169V168H257ZM27 170V169H26ZM38 170V169H37ZM255 170H256V168L254 169V172H255ZM28 171V170H27ZM65 171L67 172V169H65ZM257 171H256V173H257ZM262 171H263V169H262ZM74 172V171H73ZM253 172V171H252ZM71 173V172H70ZM36 174H40V172L38 173V171H37V173ZM35 174V175H36ZM41 174H43V173H41ZM85 175V176H84ZM97 175H98V173H97ZM176 175V171L174 170V171H171V172H169V173H167L166 174V178L167 179H170V178H172V177H174ZM43 176V175H42ZM42 176H40L39 175V177H42ZM75 176H76V174H75ZM74 176V177H75ZM30 177H32L31 179H29L28 180V178H30ZM37 177V176H36ZM35 177V179H39V182H40V179L41 178H36ZM71 177H73V176H71ZM80 177V176H79ZM42 178H44V177H42ZM75 179V178H74ZM84 179V180H85ZM37 180H35V182L37 181ZM39 182H37V183H39ZM41 182H43V180L41 181ZM40 182V183H41ZM36 183V184H37ZM73 183H74V181H73ZM27 184V183H26ZM29 184L27 185V187L29 186ZM35 184V183H34ZM234 184H235V186L237 187V188H240L241 187V180H240V178H236L235 180H234ZM38 185H40V184H38ZM38 185H36V186H38ZM97 185V184H96ZM225 185H226V183L225 182H222L220 185H218L217 187H215V189L213 188V192L212 193H215L216 191H219L220 192V189H223L224 191H226V189L227 188H225ZM90 186V185H89ZM31 187H33V186H31ZM31 187H28V188H30V190H29V192H28V194L30 193V194H32V192L34 193V192H36L37 193V191L35 190V191H33V189H31ZM40 187H42V186H40ZM34 188H36V187H34ZM231 189V188H230ZM28 190V189H27ZM222 190V191H223ZM192 191V190H191ZM192 194H193V192H191ZM230 193V192H229ZM39 194V193H38ZM193 196V195H192ZM196 196V195H195ZM33 199H28V201H29V203L30 204H28V201L24 204L25 205V207L26 206H30V209H24L23 207H21L20 209H16L15 207H11V208H3V207H0V264H115L114 262H116L115 261V259H113L114 260V262L112 263V261H111V263H109V261L110 260H112L111 258L108 260V259H106V260H108V261H106V260H104L103 259V262H102V259L100 258V256H103V253H102V255H101V251L103 252V247L101 248V241H106V240H109V239H111V238H115V236L116 237H118V236H120V235H124V234H128V235H130L131 236V238L132 239H141V235L137 232V225L136 224H132V223H137V222H148L149 220L147 219V217H145L146 216V214L144 215V213H142L143 211H141L140 210V208L139 209H131L132 211H130L131 213H129V214H116V215H108V214H92V213H90V214H71V213H60V212H50V211H44V210H37V209H32L31 207H32V205H33V207L34 208H38L39 207V204H41V198H40V196H36V198L35 197H32ZM196 197H193V199L192 200H194ZM194 201H196V200H194ZM241 200H238L237 202H233V201H228L227 203H226V205L224 206V209H231L232 210V208L234 209L235 208V206H237V205H240V204H242L241 202H240ZM193 203V202H192ZM197 203V202H196ZM195 202H194V204H196ZM36 205H38V207L36 206ZM198 205V204H197ZM36 206V207H35ZM195 206L196 205H193L192 206V209L193 210H197L199 207H196L195 208ZM127 208V207H126ZM125 208V209H126ZM127 210H128V208H127ZM151 212H152V210H150ZM148 212V211H147ZM193 214H200V213H196V212H194ZM54 218H56V219H54ZM70 218V219H69ZM73 218H76V219H74L73 220ZM86 218V219H85ZM88 218H102V219H105L106 221L105 222H102V223H96V222H90V221H88L87 219ZM92 221V220H91ZM94 221V220H93ZM172 223H174V224H177V225H182L183 226V229L181 230V232H177L179 235V237L178 236H176L177 237V241H176V243L178 242L179 243V241L180 240H182L180 243H182V242H184L185 240H187V241H185L186 242V244L182 247L181 246V250L179 251V252H177V253H175L173 256H171L170 258H165L164 257V255H166V253H161L160 251V254H164L162 257L160 256V258H161V260H157V257H156V255H154V253H155V251L153 250L154 249V247H153V245L150 243V244H147V242H146V244H143L144 246H138V249L139 250H141V248L140 247H143V250L145 249V251H147V252H152V251H154V252H152V254H147V255H143V256H141V257H138L137 258V256H131L132 257V259L134 258V257H136L137 258V260L135 261V259L133 260L134 262L132 263V264H179V263H181V262H183V261H185L186 260V258H188L189 259V263H191V264H195L194 262L196 261V259L198 258V256H200L199 254V252L201 251H199V250H197V251H194L191 247H192V245H194V244H188V241H190V239L191 238H193V237H195L196 239H197V242H200V244L202 243V244H204V242H215L217 245H219V246H221V247H223L224 248V250H227V251H231V253H233V257H231L230 259H231V262H232V264H264V258H262L263 256H262V253H263V255H264V229H262L260 232H259V234L257 233V235H254V234H252L251 232H249V230L248 229H245V227L247 228L249 225V223L246 221V226H244V227H241V226H239V225H236V223H233V224H217V223H213V222H211L210 220H209V218H208V216L207 217H203V218H200L199 220H183V219H175V220H172ZM248 225V226H247ZM181 226V227H182ZM64 229H67L68 231H70L69 229H71V230H82V231H88V232H91V231H93V230H95L96 232H100V233H103V235H100V233H99V235L100 236H95L94 238H92L90 241L88 240V242H87V244L83 247V246H76V245H74L75 243H77V242H75L72 238H75V237H72V238H69V237H67V241H65V240H63L64 238V235H61V234H59L60 232L59 231H63ZM92 229V230H91ZM90 230V231H89ZM59 232V233H58ZM67 232V231H66ZM130 233V234H129ZM161 235H163V233L161 232L160 233ZM166 234V233H165ZM164 234V235H165ZM161 235H159V236H161ZM164 235L163 236H161L160 238H162V237H164ZM60 236H62L61 238H60ZM183 236V237H182ZM182 238V239H179L178 240V238ZM167 238V237H166ZM165 238V239H166ZM62 241H61V240ZM139 239V240H140ZM163 239V241H166L164 238H162ZM185 239V240H184ZM74 242H73V241ZM77 240V239H76ZM73 243H72V242ZM142 241V240H141ZM175 241V240H174ZM135 243H136V241H134ZM184 242V243H185ZM208 242V243H209ZM139 243H140V241H139ZM142 243V242H141ZM184 243H182V244H184ZM189 243H192V242H189ZM106 244V243H105ZM182 244H180V245H182ZM201 244V245H202ZM213 244V243H212ZM215 244V245H216ZM140 245V244H139ZM155 245V244H154ZM191 245V246H190ZM196 245V244H195ZM200 245V246H201ZM208 245V244H207ZM86 246H90L89 248H85ZM102 246H103V244H102ZM199 246V247H200ZM205 246V245H204ZM218 246V247H219ZM92 247V248H91ZM135 247V246H134ZM218 247H217V249H218ZM79 248V249H78ZM91 248V249H90ZM194 248V247H193ZM214 248H216V247H214ZM220 248V247H219ZM242 248H244V249H247L248 251H254V252H257V254L256 253H250L251 255H249V257H247L246 259H241V250H242ZM135 250H137V248H134ZM197 249V248H196ZM195 249V250H196ZM199 249V248H198ZM220 249H222V248H220ZM240 249V250H239ZM143 250H141V252H143ZM152 250V251H151ZM157 250V249H156ZM159 250H161V249H159ZM212 251H213V249H211ZM216 250V249H215ZM223 250V251H224ZM78 251L79 252H81L82 254H81V258L79 257V259H80V262L81 263H79V261H78V256H77V253H78ZM162 251V250H161ZM212 251H210V252H212ZM217 251V250H216ZM216 251H214L213 252V254H215V252ZM135 252H137L138 253V250L137 251H135ZM140 252V251H139ZM226 252V251H225ZM243 252V251H242ZM260 252V253H259ZM134 253V252H133ZM146 253V252H145ZM145 253H143V254H145ZM218 253V252H217ZM220 253V252H219ZM218 253V254H219ZM76 254V255H75ZM156 254V253H155ZM212 254V255H213ZM259 254H261V256L259 255ZM80 255V254H79ZM134 255V254H133ZM138 255H140V253L138 254ZM209 256V255H207V256H205L204 258H202V260H200V261H198V263H196V264H212L215 260H218L219 261V263L218 262H216V264L218 263V264H220L221 262H223V260H222V257H221V259H217V258H219L218 256H217V258H215V260H213L212 261V258H213V256ZM242 255H243V253H242ZM75 256H77V258H75ZM149 256H154V257H156V258H154V257H149ZM219 256H221V255H219ZM107 257V256H106ZM210 257H211V259H210ZM215 257V256H214ZM102 258H104V257H102ZM155 260H154V259ZM200 258V257H199ZM77 259V260H76ZM101 261H100V260ZM152 259V260H151ZM214 259V258H213ZM230 259H228V261L230 262ZM98 260H99V262H101V263H98ZM154 260V261H153ZM157 260V262H155ZM106 261V262H105ZM196 261V262H197ZM212 261V262H211ZM225 261V260H224ZM122 262H124V261H122ZM122 262H120V263H122ZM214 262V263H215ZM120 263H117L116 262V264H120ZM213 263V264H214ZM122 264H124V263H122ZM231 264V263H230Z\"/></svg>",
	"mask_w": 264,
	"mask_h": 264
},
{
	"label": "built area",
	"instance_id": "3",
	"mask_svg": "<svg viewBox=\"0 0 264 264\" xmlns=\"http://www.w3.org/2000/svg\"><path fill=\"white\" fill-rule=\"evenodd\" d=\"M55 2L57 4L58 16L63 19L70 17V15L73 13L71 4L66 0H56ZM179 176L186 186H191L192 179L189 177L187 172L181 171Z\"/></svg>",
	"mask_w": 264,
	"mask_h": 264
}]
</instances>
